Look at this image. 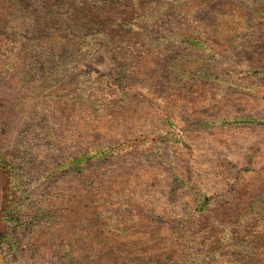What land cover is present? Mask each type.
<instances>
[{"label": "rangeland", "instance_id": "rangeland-1", "mask_svg": "<svg viewBox=\"0 0 264 264\" xmlns=\"http://www.w3.org/2000/svg\"><path fill=\"white\" fill-rule=\"evenodd\" d=\"M126 4L0 0V264H264V0Z\"/></svg>", "mask_w": 264, "mask_h": 264}, {"label": "trees", "instance_id": "trees-1", "mask_svg": "<svg viewBox=\"0 0 264 264\" xmlns=\"http://www.w3.org/2000/svg\"><path fill=\"white\" fill-rule=\"evenodd\" d=\"M106 3H111L112 0H103ZM164 2L165 0H127V4L114 11V13L109 16L107 19L114 18V21H119L118 24H115V28L117 33L122 32L123 28H126L128 34L132 38H129L128 43L131 45L135 43V41L146 35L148 32V28L150 27V20L152 17L159 14L160 11L155 13V9L152 7L156 6L158 2ZM161 8V7H160ZM159 8V9H160ZM73 11L71 14H73ZM106 12V11H105ZM70 14V19L74 17V15ZM81 25V24H80ZM81 29V27L77 28V31ZM95 33L100 35H105L110 33L109 28L103 27H94ZM116 31L111 32L110 37H117V34H114ZM124 42V41H123Z\"/></svg>", "mask_w": 264, "mask_h": 264}]
</instances>
